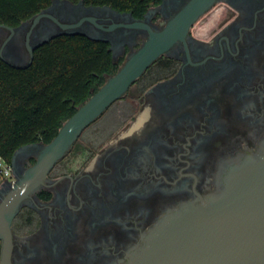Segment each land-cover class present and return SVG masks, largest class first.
I'll return each mask as SVG.
<instances>
[{"label": "flooded vegetation", "instance_id": "1", "mask_svg": "<svg viewBox=\"0 0 264 264\" xmlns=\"http://www.w3.org/2000/svg\"><path fill=\"white\" fill-rule=\"evenodd\" d=\"M186 1L163 0L135 19L162 29ZM71 4L58 2L14 34L0 27V56L24 65L33 45L83 16L95 22L78 30L107 39L115 58L147 38L128 13ZM197 22L161 56L173 62L161 79L143 92L136 86L127 101L137 112L124 127L77 167L50 171L24 199L18 213L30 210L32 225L12 227L11 264H131L166 215L223 192L231 165L264 154V0H219ZM41 144L15 151L16 182L0 186V202Z\"/></svg>", "mask_w": 264, "mask_h": 264}, {"label": "water", "instance_id": "2", "mask_svg": "<svg viewBox=\"0 0 264 264\" xmlns=\"http://www.w3.org/2000/svg\"><path fill=\"white\" fill-rule=\"evenodd\" d=\"M218 1L187 0L162 29H155L128 13L134 19L131 27L145 30L146 40L62 124L50 142L34 143L41 144V149L36 162L18 183L21 185L24 182L22 188L14 189L0 202V264H11L12 223L28 194L40 186L54 164L66 155L82 131L113 102L125 96L137 79L174 44L185 42L194 23ZM58 2L69 8L76 6L69 0H52L47 9L31 19L37 22L41 17L47 16V12ZM79 5L84 6L83 1ZM85 21L95 22V17L83 16L78 22L61 24L64 29L62 32L50 34L29 49L30 59L24 65L13 64L1 56L0 58L14 67L26 68L32 63L37 47L62 34L80 33L94 40L108 41L79 31L78 28ZM0 27L14 34L20 26L0 24ZM111 50L113 52L112 47ZM225 181V190L211 196L206 202L188 204L166 215L161 224L149 232L148 245L131 256V264H264V154L259 157L249 156L242 165H231Z\"/></svg>", "mask_w": 264, "mask_h": 264}, {"label": "trees", "instance_id": "3", "mask_svg": "<svg viewBox=\"0 0 264 264\" xmlns=\"http://www.w3.org/2000/svg\"><path fill=\"white\" fill-rule=\"evenodd\" d=\"M69 1L109 6L142 19L163 0ZM51 4L52 0H0V24L17 27ZM207 16L211 20L214 13ZM196 26L198 22L193 25ZM171 63L168 58L160 57L133 85L145 91L161 79L165 72L162 67ZM118 69L108 41L94 40L80 33L58 35L43 43L34 50L33 61L26 68L14 67L0 58V156L11 162L21 146L50 142L62 124ZM127 95L113 102L82 131L66 155L54 164L50 170L52 175L68 170L81 154L87 152L91 156L124 127L127 123L124 117L137 112L131 111ZM20 224L31 227L30 210L25 208L17 213L12 227Z\"/></svg>", "mask_w": 264, "mask_h": 264}, {"label": "built area", "instance_id": "4", "mask_svg": "<svg viewBox=\"0 0 264 264\" xmlns=\"http://www.w3.org/2000/svg\"><path fill=\"white\" fill-rule=\"evenodd\" d=\"M15 182L16 179L13 175L12 162L6 161L0 156V186L2 184L13 186Z\"/></svg>", "mask_w": 264, "mask_h": 264}, {"label": "rangeland", "instance_id": "5", "mask_svg": "<svg viewBox=\"0 0 264 264\" xmlns=\"http://www.w3.org/2000/svg\"><path fill=\"white\" fill-rule=\"evenodd\" d=\"M127 56H126V53H120L119 55L116 56V62L119 64V67L125 62ZM136 86H133L129 92H128V95H127V98H126V101L130 98V96L132 94L135 93V89ZM85 153L84 154H81L77 159L74 160L73 164H72V167H77V165H79V163L81 161H83V157H84Z\"/></svg>", "mask_w": 264, "mask_h": 264}, {"label": "bare ground", "instance_id": "6", "mask_svg": "<svg viewBox=\"0 0 264 264\" xmlns=\"http://www.w3.org/2000/svg\"><path fill=\"white\" fill-rule=\"evenodd\" d=\"M23 184H24V182L21 185L20 184H17L16 186H14L15 187L14 189L17 190V188H22ZM13 194H14V192H13Z\"/></svg>", "mask_w": 264, "mask_h": 264}]
</instances>
